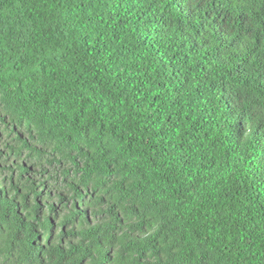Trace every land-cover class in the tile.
I'll list each match as a JSON object with an SVG mask.
<instances>
[{
	"label": "trees",
	"instance_id": "trees-1",
	"mask_svg": "<svg viewBox=\"0 0 264 264\" xmlns=\"http://www.w3.org/2000/svg\"><path fill=\"white\" fill-rule=\"evenodd\" d=\"M0 264H264V0H0Z\"/></svg>",
	"mask_w": 264,
	"mask_h": 264
}]
</instances>
